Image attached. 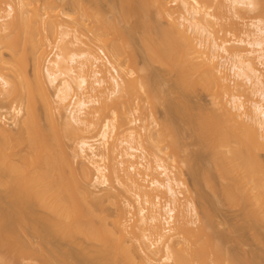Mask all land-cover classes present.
<instances>
[{
    "label": "bare ground",
    "instance_id": "6f19581e",
    "mask_svg": "<svg viewBox=\"0 0 264 264\" xmlns=\"http://www.w3.org/2000/svg\"><path fill=\"white\" fill-rule=\"evenodd\" d=\"M32 1L35 2L34 0H31L30 3L29 0L28 2L19 0L17 8L12 4H7L6 8L4 6L5 0H0V49L7 47L6 40L8 42L10 39V41H16L17 43L20 37L24 35L20 43L22 47H19L20 52L16 51L18 47L16 43L13 44V46L16 45L14 46L15 49L13 48L12 42H9L10 45L6 49L8 52L11 47L10 50L14 49L11 52L21 53L19 55L21 58L18 55V57L13 55L14 53L10 54L11 58L12 56H14L13 58H19V61L21 60L18 61L19 63L15 59L12 62L11 59L12 64L7 65L8 62L6 60L4 62L5 57L3 59L4 55L1 52L3 49L0 51V84L5 89L7 98L11 97L10 99H14L15 102H20V99L22 102L28 101L25 102L26 109L23 107L22 102H20L21 105L19 103V106L13 107L16 118H19L17 123L18 121L20 123H18L19 129L17 128L18 131L15 134L2 126L0 117V186L7 191L9 197L17 199L16 202L12 203L0 201V219L2 217L6 218L4 222L1 221L3 224L0 227V240H7L10 246L15 248L20 242L18 240L21 239L17 240L19 236L14 237L15 235H13V232H11V235L10 230L13 229L14 231L19 226H25L26 230L30 227V232L32 231L36 235L35 237L42 241L43 245H49L51 241H56L58 244L68 242L75 248H82L83 253L81 252V256L84 254V260L90 264H160V262L171 264H209V262L213 264H239L240 262L237 259L235 260L225 253L222 246L225 239L215 230L210 212H204L203 216L200 217L201 213L191 197H186L183 201L184 197H181V192L177 190L185 188L184 182L172 179L165 160L158 158L155 170L159 172L160 177L165 179L162 178L163 181L154 179L150 186H145L143 183L147 179L146 177L141 179V173L137 170L141 164L132 162L137 158L135 154L139 152L133 144L141 137L134 129L129 127L131 122L126 111L120 113L110 103V101L117 102L120 98H124L132 90L131 82L129 80L128 82H120L119 78L111 77L112 91L109 90V94L104 93L102 88L105 80H102L103 78L96 79L94 83L89 81L92 67L97 65L92 66L93 64H89L87 68V64H85L93 61V63L100 64L102 58L100 60L96 59L94 55L83 50L73 52L68 57L59 54L55 63L48 61L46 57V61L49 62V67H52V69L43 66L44 57L47 54L45 51L49 48L47 46L53 44H51V35L56 34L57 26L62 29V26L59 25V19L66 18L63 9L66 0H46L44 9L34 8L31 11L33 15L29 18L25 8L31 6ZM58 1H62L60 7L57 5ZM149 1L121 0L120 8L118 9L119 6H112V9H114L112 11L118 14V18L121 19L120 22H123V25L128 24L131 19L135 21L137 19L141 23L145 30V35H142L144 36V38L142 37L143 42L150 58L152 57L153 61L154 59L160 60V62L163 61L160 65H167L171 72L176 73L177 86L174 84L173 87L178 91H175L176 94L183 95L185 92L193 94L198 88H202L205 93L207 92L211 96L213 110L199 112L201 117L198 116L197 119L195 113L192 114L194 115L192 117L197 120L194 119V122H198V119H200L198 128L196 127L198 123H194L195 126L191 125V130L194 129L192 133H197L198 136L196 137L204 142L200 139L199 141L206 144V147L205 144L204 147H208L215 154L214 159L216 158L218 161H215L216 164H213V167L217 171L219 170V175L221 173L223 175V171L226 175L231 174L230 180L234 183L236 190L240 193L241 187L245 189L244 201L249 202V205L246 203L248 207L245 208H248L250 217L249 223L248 221L246 223L252 229L259 225L255 229L258 231V228H261L264 224V77L258 70L256 62L262 66L264 65V0H175L174 4L172 3L173 6H176L175 9L167 2L168 0ZM190 1L199 9L214 7L217 12L218 9L222 8L223 10H219L220 13L223 12V15L226 14L235 19L241 17L243 11H245V14H247L246 12L260 13L263 18L256 19L245 30H240L238 23L233 21L234 18H230L232 22L229 20V24L228 21L223 23V27L230 26V29L228 28L230 35L238 37L240 34L244 39L234 43H231V41L219 44L217 38L207 28L206 23H208V17H211L210 14L203 16L197 7L189 5ZM68 2L70 1L68 0ZM215 2L216 4H214ZM75 3L80 12L89 11V7L87 9L86 5H82L83 3L80 5L78 1H75ZM179 10L185 12L184 14L181 13L180 20L178 19L179 16L176 17L175 15V12ZM96 12L98 13V11ZM155 15L161 20L165 19L168 22V28H164L156 21ZM229 16L226 17L227 20ZM99 17L95 15V24H97V21L98 25L102 22L105 23H103L104 25L101 24V27L96 25V28L99 27L100 34L95 35L93 33H97L98 30L96 31V29L92 33L102 44V48L111 53L117 67L113 65L109 58L107 61L102 59L104 66L112 68L119 76L118 68L122 72L125 71L123 69V58H121L122 55L119 51L123 47L119 48L120 43L116 45L114 42L123 36L119 37V35V38L115 39L113 35L115 34L114 29L117 28L118 31L122 29V34L123 26L120 28L117 25L119 23L117 17L114 20V23L118 26L117 28H115L114 23L111 22L112 25L107 20L108 25L107 21H104L106 18L103 19V17L101 21ZM117 20L118 22H115ZM74 22L78 27L77 19H74ZM19 24H23V28L26 27V30L21 28L22 35L20 37L16 34ZM109 26L114 28H112L113 31L112 29L109 30L111 28ZM139 26L140 24H138ZM131 28L128 31L130 35H127V44H130L131 40L135 39V34L138 33L137 26ZM118 31H116L117 34ZM112 32L114 33L110 34ZM78 33L79 30L76 29L75 37L72 36L75 43L72 40V44L75 47L85 46ZM101 33L102 35L105 34L106 37L110 34L109 37H113L115 40L112 39L111 42L114 41L113 43L116 46L112 44L113 47L110 44L109 37L100 40ZM117 34L115 35L116 38ZM61 35L63 39L69 36L68 33ZM123 35L125 34L123 33ZM123 38L126 40V35ZM3 45L6 46L3 47ZM117 46L119 49H117ZM242 46L246 48L243 49ZM27 58H30L34 63L33 82L35 88L30 82L32 80L25 79L27 75L24 74L25 80H22V82H27L28 88L26 91L21 92L23 88H19L20 91L18 90L19 86L15 83V79L14 82L9 81L6 76L1 74V71L7 68L12 73L17 72L19 71L17 68H22L20 63ZM220 59L225 61L229 72H233L231 75L228 73V69H226V72L225 68L222 67L225 64ZM219 62L223 65L221 64V66ZM85 69L88 71H85ZM78 70L80 71L79 74ZM24 71L21 72L24 73ZM21 72L16 73L18 80L21 78L19 77ZM129 74L130 77L139 81L140 88L147 93L149 98L151 92L156 88L152 91L153 86L150 85L152 88H149L150 78L147 80V77L135 75L133 72H129ZM233 74L235 78L232 76ZM93 75H95L94 78H97L101 76V73L96 71ZM230 76L234 80L237 78V80L230 79ZM238 80H241L242 83ZM22 82L21 85L18 83L20 87ZM151 82L154 83L152 80ZM243 84L245 87L249 86L252 95L259 98L260 101L257 99L252 100V102L247 103L250 104L249 107L243 101L242 96L234 94L236 90L241 87L244 88ZM48 86L55 88V95L51 94ZM249 87L246 89L249 90ZM76 91L80 92L82 96L78 97L77 94H74ZM249 91L245 92L251 94ZM71 94H74L69 106H72L70 108L72 110L70 116L66 118L63 116L62 111ZM87 94L93 95L86 98ZM223 95L228 96L230 101H224ZM180 101H182L181 106L185 101L179 99V103ZM39 102L42 104V113H40ZM96 104L99 106L98 109H95L97 112L93 110L94 112L90 114L88 111ZM184 111L182 110V112ZM191 112L193 113L190 110L189 114ZM186 113L185 111L184 114L186 115ZM108 114H111L112 118H107L101 126L100 120ZM190 117L187 118L188 121ZM21 120L23 122H20ZM189 124H193V122L191 121ZM82 127L85 128L86 132L88 130L89 133L100 128V145H104L105 151L106 149L111 151L109 150L111 146L108 147L110 144L108 141H110V136L114 134L115 130L128 131L129 141L126 140L127 142L121 143L128 146L125 156L128 160H132V163L128 161L130 165L123 170L124 175L122 177L113 168L111 174L108 176L103 175L97 180L101 185L107 186L109 180L113 177L121 185L128 188V191H135L136 194L134 193V195H136L139 205L144 202V205L149 207L148 209L140 207L138 218L131 212L134 207L127 201L123 203L124 207L117 205V213L114 216L106 215L105 212H98L97 206L102 203L101 199H91V194L85 187L93 183L95 173L103 174L106 171L95 160H100L101 155L98 153V148L85 139L78 141L76 146L75 142L72 146H69V141H74L75 136ZM165 127L167 128L168 125ZM144 129L147 133V129ZM168 129L170 130V127ZM163 131L166 132L164 129ZM147 136V139L148 137L151 138L150 135ZM138 144L141 146V141ZM25 147L27 149H25L26 154L24 152ZM108 153L110 155L112 151ZM227 155H230V157ZM18 156L21 159L17 160ZM20 160H22L23 165L19 164L21 162L18 163L19 165L17 164ZM124 163H120L122 168ZM135 165H138V167ZM66 168H68V171ZM149 169L151 170L150 167H147L146 171ZM227 169L230 173L229 171L227 173ZM222 175L220 176L222 177ZM167 197L169 200L162 205V200L167 199ZM148 213L150 214L149 219L147 218ZM188 216H194L198 220L199 225L195 229L190 228L191 221L188 220ZM136 229L141 235L142 232H149L151 237H156L155 244L151 248L149 245L145 244L144 246L142 244L146 240V235L141 237L144 241L138 236L139 243H141L140 248L144 247L141 249L143 253H140V255L134 251L133 246L135 247V245L132 244L133 240L131 238V236L136 235ZM139 234L137 233V235ZM176 240L178 241L176 242ZM0 244H3V242ZM32 245H26L25 251L26 249L31 250L34 247H31ZM86 245L87 247H84ZM25 251H23L24 255ZM162 252L165 255H161ZM53 253L58 264L80 263L78 259L81 257L77 258L75 255H69L60 245L54 248ZM159 256L160 262H158ZM84 260L80 264H84ZM56 262L55 264H57Z\"/></svg>",
    "mask_w": 264,
    "mask_h": 264
},
{
    "label": "rangeland",
    "instance_id": "374dc122",
    "mask_svg": "<svg viewBox=\"0 0 264 264\" xmlns=\"http://www.w3.org/2000/svg\"><path fill=\"white\" fill-rule=\"evenodd\" d=\"M26 1L28 2V0H26ZM30 1L31 0H29V3H30ZM34 1H35L34 3L32 1L33 4H30L31 6L25 8L27 10L26 14L29 16V18L31 15H33V13L31 11H33L34 8L35 9L39 8V10H43L45 5H46V0H34ZM69 1L70 2H68V0H66L65 5L63 4L64 5L63 9H64V12L66 14V18L63 17L64 19L63 18L59 19L60 20L59 25L62 26L63 30L57 26L58 30L56 29V34L55 33L52 34L54 36L51 35V37H52L51 44L52 43L53 44L50 45L51 47L48 45L47 47H49V48L46 47L48 50L46 49L47 51H45L47 54H45L46 56L44 57L43 66L45 68H48L50 66V64L48 62L49 59H50V62L55 63L57 55H59V54L64 55L65 57H68L71 53L80 52V50L81 51L83 50L87 53H90L91 55H94V57H96V59H99V60H100V58H102L101 54H100L102 52L105 54V56H107L111 60L113 65H115V62L111 56V53L108 52L107 50H104L102 48V44L97 40V37H95V35L96 34L98 35V33H99L98 28L101 27L100 25L105 23V22H102L100 25H98V21L96 20L97 24H95L94 20H95V15H97V17L100 16L99 19L101 21H102V18L104 17L103 19L106 18V20H104V21L108 20L110 23L111 22L114 23L115 18L116 17L118 18L119 16L117 13H115V11H112V10H114V9H112V6L118 7L119 4H121V0H69ZM75 1H78L79 5L81 3H83L82 5H84V6L86 5L85 7L87 9L89 7V11L86 10L87 12L84 11V13L80 12L76 8L77 2L75 3ZM174 1L175 0H168L167 1L170 3V5L173 9H175V7H176V6H173ZM61 2L60 1L57 2L58 7L61 6V4H60ZM71 2L72 3L74 2L73 5ZM189 3H190L189 5L198 8V6H196L193 2L190 1ZM7 4H12L14 7L17 8L19 6V0H5L4 6L6 7ZM214 4H216V2ZM120 6L118 7V9L120 8ZM215 9L216 8L213 7V8L199 9V11L201 12V14H203V16L206 14H210L211 17H208V20H207L208 23H206L207 28L214 35V37L217 38V41L219 42V44H223V42H231V41H232L231 43H234V42H237V41L244 39L240 34L238 37L230 35V31H229L230 26L223 27V23H226L228 21V24H229V20H231L230 18H232V16H229L226 14L223 15L222 14L223 12L220 13L219 10H221L222 8L221 9L217 8L218 9L217 12H219V13H217ZM29 11H30V13H29ZM96 11H98V13ZM116 11H118V10H116ZM153 11L155 12L154 9H153ZM94 13H96V14L94 15ZM110 13H113L114 15L116 14V16L114 17V15L110 14ZM181 13L184 14L185 13L184 10H179V11L175 12L176 17L179 16L178 17L179 20H180V16L182 15ZM246 13L247 14H245V11H243V14H241V17L236 18V19L234 17H233L234 19L232 18L233 21L238 23L240 30L241 29L245 30L246 27L249 26L256 19L263 18V15H261L260 13L259 14H257V13L253 14L250 12H246ZM93 15H94V17H93ZM156 16L157 15H155L156 21H158L164 28H168V22H166L165 19L161 20V18H158V16L157 17ZM227 16H229L228 20H227V18H228ZM111 18L113 19V21ZM23 19H24V16H23ZM74 19H77V24H79L78 27L75 24ZM118 20H119V18H118ZM118 20L115 22H118ZM120 20H119L120 24L118 23L117 25H119L120 28H121V26H123L122 34H121L122 29H120L118 31V28H117L118 26L116 25V23H114L115 24L114 26L117 29H114L112 26H109V28L111 27L109 29L110 31L112 28L115 30L114 31L115 34L113 35V37H115V39H118L119 37H121V36L124 37L126 35V37H127L126 40H127L128 36L130 35L129 34L130 32L128 33V31H130V28L131 27L135 28V26H137L138 31H137V29H136V31L138 33L136 32L137 35L135 34V36H136L135 39L131 40L130 44H127L128 40L127 41L124 40L123 37H122L123 39L119 38V40H117L118 41L117 42L114 40L113 37L112 38L109 37L110 34H113L114 32L110 33L109 36L106 37V35H105L106 31H105V34L102 35V33H101V37L102 36L103 37L102 38L100 37V40H105V38L108 39V37H109L110 38L109 42L111 45L113 44L114 46H116L120 43L118 45L119 48L123 47L120 50L117 46V49H119V51L121 52V55H122L121 58H123L122 60H123V65H124L123 69L125 70L122 72L118 68L119 79H120V82L121 81L122 82L123 81L128 82V80H129L132 84L131 85L132 90L127 95H125L124 98H120L117 102L110 101V103H111V105H114L115 108L118 109L120 113H123L126 111V114L129 118V121L131 122L129 127L134 129L135 132L137 134H139V136L141 137V139L137 138L138 143L141 141V146L137 142H135L133 144V146L136 147L139 151L137 154H135L137 158L134 161H132V160H128L125 156L126 149L128 146L122 144L121 142H127L126 140L129 141V137H128V133H127L128 131H124V130L123 131L122 130L116 131L115 130L114 134H111L110 139H109L110 141H108L110 143V144L108 143L109 144L108 147L111 146L110 147L111 149L109 148V150H111L112 153H111V151H108V149H106V151H105L104 145H102V144L100 145V137H99L100 128L97 129L96 131L89 133L88 130L86 132L84 130L85 128L83 129V127H82V128H80L81 132L80 131L78 132V134L74 138V141H69V146H72L74 144V142H75V146H76V143L78 141L84 140V139L88 140L91 142V144H94L98 148V153L101 155L100 160L99 159H95V160H97V162H99V166L104 167V169L106 171L103 174H96L95 173L93 183L85 186V187H87L86 188L87 191L91 194V199H93V198H96V200L101 199L100 201L102 202L101 203L102 205L100 204L97 206L98 212L101 211V213L105 212L106 215H110V216L113 215L114 216L115 213H117V211H116L117 205H121L124 207L123 203L127 201V202L131 203L132 206L134 207V209L131 212L135 215L136 218H138L139 208L140 207H146L147 205H144V202H142L143 203L142 205H139V203L137 202V197H135L136 195H134L135 191H132V192L128 191V188L121 185L120 182H118V180L116 178L112 177V179L109 180V185H107V186L101 185L100 182L97 180V178L100 179L103 175L108 176L109 174H111L113 168H115L117 170V174L120 177H122L124 175L123 170L128 168L130 165V164H128V161H129V163L133 162L136 164H141L140 165L141 167L139 166V168L137 170L140 171V173H141V179H144L146 177L147 180L145 182H143L145 184V186H150V184L152 183V181L154 179H160V181H163L165 179L164 177L159 176V172L155 171L157 168L158 158L163 159V160H165L166 166L168 167V169L170 171V176L172 177V179H177L179 181L184 182L185 188H183V189L181 188V189L177 190L178 192H181V197H184L183 201H185L186 197H191L193 199V201L195 202V204L197 205L199 212L201 213L200 217L203 216L204 212H210V214L212 215L215 230L222 236V238L224 237V239H225L224 245L222 242V246L224 247L225 253H227L229 256L233 257L235 260L237 259V261L240 262L239 264H264V224L261 226V228L259 227L260 229L258 228V231H256L255 229L259 225L255 229L254 228L252 229V227L250 228V226H248V224L246 223L247 221L249 223L250 217H249L248 210H247L248 208H245V207H248V205H249L248 201H244L245 189L243 187H241L240 193L238 192V190H236L234 183L230 180V178L232 177L231 174L226 175L225 171H223V175H222V173L220 174V175H222V177L219 175V170L217 171V169H214V167H213V164H216L215 161H218V159H216V158L214 159L215 154L208 147L205 148L206 144L204 143L205 144V147H204V144H203L204 141L202 139L196 137V136H198L197 133H192V132H194L193 128H192L193 131L191 130V127H192L191 125L195 126L196 123H198V126L196 125V127L197 128L199 127L200 119H198L199 120L198 122H194V121L197 119L198 116L201 117L200 113H203L204 111H207V110H213V102H212L211 96L207 92L205 93L202 90V88H198L197 91H195L193 94L192 93L189 94V92H188V94H187V92H185V94L183 93V95L176 94V92H178V91H176L177 89L175 90L173 88L177 84L176 83V80H177L176 73L171 72V70L169 69V67L167 65L166 66L164 64L160 65V63H162L163 61L160 62V60L157 61V59L156 60L154 59V61H153L152 60L153 58L152 57H151L152 59L150 58V55H149V53L145 47V44L143 42L144 36H142V35H145V32H144L145 30H144L143 26H141V23H139L137 21V19H136V21L131 19L132 21L130 20V22L128 24L126 23L127 25L125 23H124L125 25H123V22H120ZM108 21H107V24H108ZM230 22H232V20ZM138 24H140L139 27H138ZM19 25L20 26L17 27V30H16L17 33L16 34H17V36L19 35V37H20L22 35L21 28L26 30V27L23 28L24 27L23 24H19ZM96 25L99 27L96 28ZM108 25H107V27H108ZM76 29H77V31L79 30L78 34L81 36L80 38L84 42L85 46L79 45V46L75 47L72 44V40L73 41L75 40L74 34H75ZM95 29H96V31L98 30L97 33L93 32ZM100 29H102V28H100ZM113 29H112V31H113ZM127 29H129V30H127ZM102 30H104V29H102ZM116 31H118V34ZM102 32H104V31H102ZM63 33H68L69 36H67L63 39L61 37L62 36L61 34H63ZM123 33L125 35H123ZM116 34H117V38L115 36ZM22 36L20 37L19 41H17V43H16V41H14V42L12 40L10 41V39L8 40V42L6 40V43L8 45H10L9 42L10 43L12 42L11 43L12 46H13V44L16 43L18 46L16 48V51L17 50L19 51V49L22 47L21 46L22 44H20L22 42L21 39L24 38V35H22ZM72 36H74V37L72 38ZM12 37H14V36H12ZM112 39L115 42L114 41L111 42ZM120 40H122V41H120ZM129 41H130V39H129ZM6 43H4V44H6ZM74 43H75V41H74ZM6 45H3V47H5ZM8 45L6 48H1L0 51L3 49L1 52H2V55H4L3 59L5 57L4 62L7 61L8 62L7 65L10 66L12 64V62H14V59L18 62L19 58H13L14 56H12V58H11L12 53H14L11 51H13L15 49L14 46H16V45L13 46V48H14V49L12 48L13 50H10L11 49V47H10L8 52H7L6 49L8 48ZM241 48L245 49L246 47L242 46ZM4 50H6V51H4ZM16 51L13 55H16V57L21 55V53L17 54ZM220 54L223 55L222 53H220ZM46 57H47L48 61H46ZM10 60L12 62H10ZM220 60H221V62H223L225 64V66L221 62H219V64L220 65L222 64L223 66L222 65L221 66L224 67L225 71L227 72L226 69H228V68H226V67H228V66L226 65L225 61H222V59H220ZM45 61H46V63H45ZM93 62L92 63H87V62L85 63V64H87V68L89 67L88 66L89 64H91V65L93 64L92 66L97 65L96 67H92L93 69L91 68L92 74L89 75V77L91 76L89 78V81L91 83H94L96 81V79L98 80L99 78L100 79L103 78L102 80H105V84H104V87L102 88V90L104 91V93L109 94V92L112 91V88H113L112 87V80H111V77H113V76L111 75V72H110L111 69H110V67L104 66L105 64H104V62H102V59H101L100 64L99 63L96 64V62L95 63H93ZM21 63H20V65H22L21 67L23 69L17 68L19 71L14 72L15 74L10 72L9 69H7V68L3 69L1 71V74L6 76V78L9 79V81H11V82H14L13 80L15 79V83L19 86L18 90L20 91L19 88H23L21 92H24L27 90L28 84H27V82H24V81L22 82V80H25L26 78H29V80L30 79L32 80L30 82L33 84V88H35V85L33 82V79H34V63L30 58L29 59L27 58L24 62H21ZM256 66H257L258 70L263 74V77H264V65L262 66L260 63L256 62ZM18 67H20V66H18ZM21 69L25 70L27 72L24 71V73H23V72H21L22 71ZM49 69H52V67H49ZM95 70L98 71L99 73H101L100 77L94 78L95 75H93V74L96 72ZM85 71H88V70L85 69ZM85 71H84V73H85ZM18 72L19 73L21 72V74L19 75V77H21L20 80H18V78H17L18 76H16L17 74H19ZM129 72H133L135 75H138V76H145V77H147V80H148V78H150L149 88H152L151 86H153L151 91L156 87L151 92V95H150L151 101L149 100L150 96L148 98L147 93H145V91H143L140 88L141 86H140L139 81H136L135 78L130 77L131 75L129 74ZM22 73H23V75H22ZM79 73H80V71L78 70V74ZM228 73H230V75H231L233 72H229V69H228ZM11 74H13V75H11ZM24 74L27 75V77ZM23 76H25V79ZM232 76L234 77V74ZM232 76H230L231 78L230 77L229 78L234 80L235 77L232 78ZM151 80L154 83H152ZM235 80H237V78ZM240 81L238 80V82H240ZM21 82H22V86L20 87ZM46 82H47V80H46ZM18 83H20V85ZM157 83H159V85H157ZM240 83H242V81ZM245 85H244L245 89L241 87L240 89H238L239 91L236 90L238 92L235 91L234 94L236 93L239 96H242L243 101L246 103L247 106L250 105L247 103L252 102V100L255 101V99H257L258 101H260L259 98H256V97H254V95H252L250 87L248 86L249 90H250L249 91L248 89H246L248 87L247 86L245 87ZM49 87L50 86H48V88ZM49 89H50L51 94L53 95L55 93V88L50 87ZM156 89H158V90L155 91ZM154 91H155V93H154ZM245 91H249V92H251V94H249ZM74 94H77L78 97L82 96L81 93L78 91H76ZM74 94H71V97L64 104V108H63L62 113H63V116L66 118H68L70 116V112L72 110L70 108H72V106L71 107H69V106L71 104V99L74 96ZM6 95H7V93H6L5 89H3L1 84H0L1 124L7 130H9L15 134V132L18 131V129H19L20 123H19V121H18L19 124L17 123V120H19V118H16V114L14 113L13 107L19 106V103L22 102V100L20 99V102L19 101L15 102L14 99H10L11 97L7 98ZM92 95L93 94H87L86 98H89V96H92ZM179 95H181V96H179ZM177 96L180 97L179 99L184 100L186 102V103L183 102V104H182L183 106L182 105L180 106L182 101H180V103H179V99L177 100V98H178ZM182 96H183V99H182ZM184 97H186L187 99ZM224 97H223L224 101H226V102L230 101V98L228 96L225 98ZM248 99L249 100L251 99V101H249ZM16 100H19V99H16ZM25 102H28V101L22 102L23 107L26 109L27 105ZM178 103H179V105H178ZM184 104H185V106H184ZM20 105H21V103H20ZM189 107H191V109H189ZM39 108L41 110L40 113H42L43 108H42V104L40 102H39ZM98 108H99V106H97V104L93 105V107H91L88 112L90 114H92L94 111L97 112V110H95V109H98ZM187 108L189 109V111ZM184 109H186L185 111L187 112L186 113L187 116L184 114L185 113ZM182 110L184 112H182ZM190 110L193 111V113L192 112L190 113L191 115L189 114ZM247 111H248V107H247ZM194 113L196 115L195 116L196 119L194 117H192V116H194V115H192ZM188 114H189V116H188ZM188 117H190L189 121L187 119ZM107 118H112L111 114L106 115L105 117H103V119L100 120L101 126ZM191 121L193 122V124H189V123H191ZM20 122H23V121L21 120ZM43 123H45V122H43ZM17 124H18V127H17ZM187 124H188V126H187ZM167 125H168V127H170V130L168 129V127L167 128L165 127ZM172 127H173V129H172ZM196 127H194V128H196ZM144 128L147 129V133H145L146 131ZM82 129H83V131H82ZM163 129L166 130V132L163 131ZM196 130H198V129H196ZM145 134L148 136L150 135L151 138L147 136L148 137V139H147ZM199 139H200V141H203V142L201 143L199 141ZM108 147L106 146V148H108ZM202 147H203V149H202ZM25 149H26V147L24 148V150ZM26 150L24 151L25 154H26ZM107 151L110 152L111 154L108 155L109 153ZM213 154H214V156H213ZM227 156L230 157V155H227ZM18 157L19 158L16 157L17 160L21 159L20 156H18ZM121 157H122V159H121ZM102 160H103V162H102ZM21 161L22 160L18 161L17 164ZM122 162L123 163L125 162L123 165V168H122V166H120V163H122ZM19 164L23 165L22 162ZM135 166L138 167V165H135ZM119 167H121V168H119ZM147 167H150L151 170L149 169L146 171ZM91 169H92V167H91ZM66 170L68 171V168H66ZM228 171L229 170L227 169V173H228ZM130 173H132V172H130ZM229 173H230V171H229ZM156 175H158L159 177ZM147 176H148V178H147ZM162 178H164V179H162ZM250 186H251V184H250ZM248 187L249 186L247 185V188ZM102 198H103V200H102ZM167 200H169L168 197H167V199H163L162 205L165 204L167 202ZM0 201H3L4 203L5 202L6 203H12V202H16L17 199L9 197V194L7 193V191L2 186H0ZM246 203L248 205H246ZM146 208L148 209L149 207H146ZM128 211H130V210H128ZM246 215H248V217H246ZM149 216H150V214L148 213L147 214L148 219H149ZM191 217L188 216V220L191 221L190 222L191 223L190 228L195 229L199 225V222L196 219V217H194V216H191ZM3 218L4 217H2L0 219V227L3 224L4 220L6 219V218H4V219ZM2 220H3V222H1ZM29 228H28V230H26L27 228L25 226H19V227H17V229H14V231H13V229L10 230V233L13 232V235H15L14 237L19 236L17 238V240L21 239V240H18V242L19 241L20 242L18 243V245L15 248L11 247L7 240H0V243L3 242V244H0V257H1L0 263L1 264H6L7 262H8L7 264H55L57 259H54L55 256H54L53 251H54V248L56 246H59V245L69 255H75V256H77V258L81 257L80 259H78V261H80V263H81V261L84 260V258H85L84 254H83V256H81L82 255L81 254L82 248H79V249L75 248L71 243H68V242L58 244V242H56V241H51V243L49 245H43L42 241L40 239H38L37 237H35L36 235L32 231L31 232L33 233V235L31 234ZM136 231L139 234L137 229H136ZM15 232L17 235L15 234ZM137 233H136V235H133V237L131 236V238L133 240L132 244L135 245V247L137 248V250H135L136 248L133 246L134 251H136V253H138L140 255V253H143V252H141L142 251L141 249L144 247L140 248L141 243H139L138 236H139V238H141V237H144V235H146L145 241L143 240V238H141L144 241V243H142V244H144V246H145V244L147 246L149 245L151 248H152L153 244H155V238L156 237H154V236H153L154 238L151 237L149 232L148 233L142 232L143 236L141 235V233L139 235H137ZM11 235H12V233H11ZM177 241L178 240H176V242ZM29 244L30 245L33 244L31 247H33V246L34 247L31 248V250L26 249V251H25V248L27 247L26 245H29ZM20 245L23 246L24 248L21 247ZM84 247H87V245ZM177 247H179V246L177 245ZM23 251H25L26 256L24 255ZM163 254H164V252H162L161 255H163ZM50 259H51V261H50ZM2 261H4V262H2ZM156 262H157V260H156ZM158 262H160V256L158 258ZM161 263L162 264H171V263L160 262V264ZM84 264H90V263L86 262V260H84ZM153 264H157V263H153ZM209 264H213V263L209 262Z\"/></svg>",
    "mask_w": 264,
    "mask_h": 264
},
{
    "label": "built area",
    "instance_id": "2783aa9c",
    "mask_svg": "<svg viewBox=\"0 0 264 264\" xmlns=\"http://www.w3.org/2000/svg\"><path fill=\"white\" fill-rule=\"evenodd\" d=\"M100 54H101L102 59H103L104 61H107L108 57L105 56V54L102 53V52H101ZM49 61H50V59H49ZM111 75H112L113 77H115V78H119L118 74H117L112 68H111Z\"/></svg>",
    "mask_w": 264,
    "mask_h": 264
}]
</instances>
